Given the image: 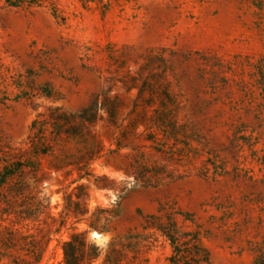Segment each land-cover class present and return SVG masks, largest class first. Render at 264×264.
Listing matches in <instances>:
<instances>
[{
	"label": "rangeland",
	"instance_id": "rangeland-1",
	"mask_svg": "<svg viewBox=\"0 0 264 264\" xmlns=\"http://www.w3.org/2000/svg\"><path fill=\"white\" fill-rule=\"evenodd\" d=\"M19 162L0 264H64L81 232L91 264H166L153 215L209 229L211 264H249L264 252V0H0V174Z\"/></svg>",
	"mask_w": 264,
	"mask_h": 264
},
{
	"label": "trees",
	"instance_id": "trees-1",
	"mask_svg": "<svg viewBox=\"0 0 264 264\" xmlns=\"http://www.w3.org/2000/svg\"><path fill=\"white\" fill-rule=\"evenodd\" d=\"M10 4L16 5L22 0H7ZM37 125V122L34 123ZM44 126V125H43ZM20 167L14 171L9 167H5L4 171L0 174V187L7 183L8 179L14 174L22 171L23 163H17ZM185 220H188L186 217ZM191 221L195 224L193 219ZM197 229H184L170 215H167V221H158V217L151 216L147 219L145 228H154L160 232L170 243L172 247V254L168 258L166 264H211V257L209 250L203 245V238L210 236V230L204 229L201 231L202 226L196 224ZM87 245L86 232L75 233L71 239L64 244V264H82L81 261H87L91 264L92 260L99 256L98 247L90 244V249L85 251L78 250L77 243ZM249 264H264V252L255 256Z\"/></svg>",
	"mask_w": 264,
	"mask_h": 264
},
{
	"label": "water",
	"instance_id": "water-1",
	"mask_svg": "<svg viewBox=\"0 0 264 264\" xmlns=\"http://www.w3.org/2000/svg\"><path fill=\"white\" fill-rule=\"evenodd\" d=\"M94 235H95L96 237H101V236H102V234H101V233H98V232H95Z\"/></svg>",
	"mask_w": 264,
	"mask_h": 264
}]
</instances>
